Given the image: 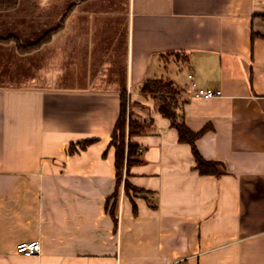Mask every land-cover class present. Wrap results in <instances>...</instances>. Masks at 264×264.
Masks as SVG:
<instances>
[{"label": "crops", "instance_id": "crops-1", "mask_svg": "<svg viewBox=\"0 0 264 264\" xmlns=\"http://www.w3.org/2000/svg\"><path fill=\"white\" fill-rule=\"evenodd\" d=\"M72 4L40 48L0 41V264H264V0H19L0 37L34 42ZM160 76L183 89L187 125L210 126L196 145L223 174H200L141 92ZM123 91L153 125L133 137L143 191L121 185L114 218ZM34 240L39 252L17 251Z\"/></svg>", "mask_w": 264, "mask_h": 264}, {"label": "trees", "instance_id": "trees-1", "mask_svg": "<svg viewBox=\"0 0 264 264\" xmlns=\"http://www.w3.org/2000/svg\"><path fill=\"white\" fill-rule=\"evenodd\" d=\"M18 3L19 0H0V11L13 9ZM73 8L74 4L69 7L56 28L47 31L34 42L23 44L18 37L13 35L7 38L0 37V41H14L21 53L32 52L51 40L53 34L63 27L69 12L72 11ZM176 57L181 56L178 55ZM141 92L155 99L160 113L170 120L172 127L176 128L179 140L191 146L196 161L195 169H197L200 174L218 176L225 172L226 168L222 162L208 160L198 150L196 141L210 129V126L207 125L201 130L194 131L187 125L183 108L185 102L183 99V89L173 79L163 76L147 79L141 87ZM130 105L131 102L127 92H121L120 114L113 129L110 141V146H113L115 149L117 187L112 196L107 199V208H109L114 218L119 201V188L122 184L124 186L125 195L128 197L132 198L143 191L133 185L129 180L131 167L142 160L140 156V145L133 140V137L146 133L153 125V120L151 119H132ZM93 141L94 139H87L80 142V145L82 148H85ZM74 151L75 148L71 146L70 152L73 153ZM135 212H137L136 209ZM115 221L117 223L116 219Z\"/></svg>", "mask_w": 264, "mask_h": 264}, {"label": "built area", "instance_id": "built-area-1", "mask_svg": "<svg viewBox=\"0 0 264 264\" xmlns=\"http://www.w3.org/2000/svg\"><path fill=\"white\" fill-rule=\"evenodd\" d=\"M189 76L192 77L191 74ZM190 90L193 96L198 98L201 97L209 99L215 96H220L222 94V91L220 89L199 87L195 83H192ZM40 249L41 243L39 240H34L31 242H21L17 245V251L26 255L37 253L40 251Z\"/></svg>", "mask_w": 264, "mask_h": 264}, {"label": "rangeland", "instance_id": "rangeland-1", "mask_svg": "<svg viewBox=\"0 0 264 264\" xmlns=\"http://www.w3.org/2000/svg\"><path fill=\"white\" fill-rule=\"evenodd\" d=\"M130 112H131V106H130ZM122 186H123V184H122Z\"/></svg>", "mask_w": 264, "mask_h": 264}]
</instances>
